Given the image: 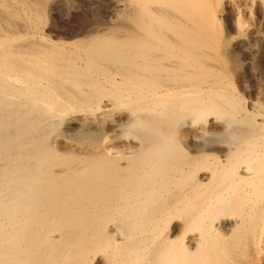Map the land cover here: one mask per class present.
Listing matches in <instances>:
<instances>
[{
  "label": "bare ground",
  "instance_id": "bare-ground-1",
  "mask_svg": "<svg viewBox=\"0 0 264 264\" xmlns=\"http://www.w3.org/2000/svg\"><path fill=\"white\" fill-rule=\"evenodd\" d=\"M68 2L0 0V264H264V0Z\"/></svg>",
  "mask_w": 264,
  "mask_h": 264
},
{
  "label": "rangeland",
  "instance_id": "rangeland-1",
  "mask_svg": "<svg viewBox=\"0 0 264 264\" xmlns=\"http://www.w3.org/2000/svg\"><path fill=\"white\" fill-rule=\"evenodd\" d=\"M78 1V2H77ZM77 1H74V0H69V2L66 4V6H68L67 8H65L66 9V12L64 11L63 13L64 14H66V13H71V12H74L75 10H79V9H81V4H82V8H85V6H88L87 5V3L90 5V6H92V8H91V10H94V11H101V10H104L105 8L104 7H107L108 5H107V3H104V2H107V0H105V1H102L101 3H97V2H95L94 3V0H84L85 2H83L82 0H77ZM79 1H80V3H79ZM90 1H92V2H90ZM92 3V4H91ZM108 3H109V1H108ZM72 4H74V7H73V5ZM105 4V5H104ZM78 5H80V6H78ZM94 5V6H93ZM99 5L102 7V8H100L99 7ZM102 5H104V7L102 6ZM96 6V7H95ZM99 7V8H98ZM97 8V9H96ZM99 9V10H98ZM120 9V8H119ZM117 7H116V11L118 12V11H120ZM122 9V8H121ZM84 11H87V12H89L90 13V10L89 9H85ZM48 23H49V21H48Z\"/></svg>",
  "mask_w": 264,
  "mask_h": 264
}]
</instances>
